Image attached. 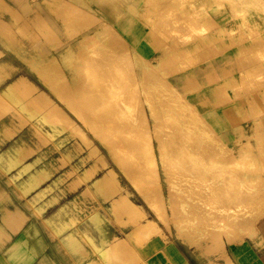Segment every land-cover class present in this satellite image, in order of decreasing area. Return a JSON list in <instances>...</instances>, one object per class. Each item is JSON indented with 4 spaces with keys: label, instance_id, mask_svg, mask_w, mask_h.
I'll return each mask as SVG.
<instances>
[{
    "label": "crops",
    "instance_id": "obj_1",
    "mask_svg": "<svg viewBox=\"0 0 264 264\" xmlns=\"http://www.w3.org/2000/svg\"><path fill=\"white\" fill-rule=\"evenodd\" d=\"M25 1L32 4L34 33L40 31L37 18L44 20V32L57 27L66 33L67 23L58 16L74 20L80 32L88 30L90 20L110 26L126 43L137 84L147 64L166 72L167 82L226 149L253 141L259 129L264 135V10L258 3L254 9L245 1L184 0L197 8L186 11L187 18L178 10L182 0H18ZM3 2L6 11L14 10ZM190 24L205 29L203 36L187 44L169 38L173 31L189 37ZM0 26L1 35L10 39ZM54 33L53 41L42 37L29 44L40 51L21 54L19 49L14 65L3 61L12 49L0 47V264H264V210L250 234L221 236L220 249L208 254L167 235L138 240L134 233H121L110 223L94 225L82 215L73 223L69 204L50 190L51 178L44 180L47 170L57 175L58 160L68 159L72 149L66 129L72 120L57 95L67 96V68L57 47L65 42ZM173 47L191 51L192 61L170 58ZM56 64L66 80L60 87Z\"/></svg>",
    "mask_w": 264,
    "mask_h": 264
},
{
    "label": "rangeland",
    "instance_id": "obj_2",
    "mask_svg": "<svg viewBox=\"0 0 264 264\" xmlns=\"http://www.w3.org/2000/svg\"><path fill=\"white\" fill-rule=\"evenodd\" d=\"M233 1H245L254 9L258 3L264 10V0ZM187 2L181 1V14L196 12L192 2ZM4 3L0 0V22L10 39L0 33V47L12 49L3 58L7 64L14 65L20 51H40L28 48L29 44L42 37L53 41L54 31L65 42H58L57 47L59 60L67 68V96L57 95L72 120L66 127L72 149L68 159L58 160L57 175H49L47 170L44 180L51 178L50 190L69 204L74 224L82 215L94 225L110 223L121 228V233H134L138 240L167 235L206 254L220 249L221 236L251 233L257 215L264 210V135L260 129L253 141L249 138L239 149H226L167 82L166 72L147 64L144 83L137 84L126 43L110 26L90 20L88 30L80 32L74 20L58 16L67 23L66 33L57 27L44 32L45 23L40 18V31L34 33L31 1L8 0L13 11H6ZM189 26V37L173 31L169 38L187 44L203 36L205 29ZM249 33L254 39L255 33ZM168 51L174 60L186 56L192 61L191 51L177 47ZM56 65L54 75L60 87L66 80ZM5 69L1 71L8 75ZM42 167L47 168L43 163ZM103 169L106 173L99 186ZM81 185L83 188L76 189ZM114 194L118 196L115 199Z\"/></svg>",
    "mask_w": 264,
    "mask_h": 264
},
{
    "label": "bare ground",
    "instance_id": "obj_3",
    "mask_svg": "<svg viewBox=\"0 0 264 264\" xmlns=\"http://www.w3.org/2000/svg\"><path fill=\"white\" fill-rule=\"evenodd\" d=\"M201 32H202V31H201ZM88 87H89V86H88ZM95 87H96V86H95ZM90 89H91V88H90ZM62 94H63V92H62ZM62 99H63V98H62ZM34 102H35V100H34ZM37 102H38V101H37ZM86 102H87V101H86ZM48 104H49V103H48ZM80 104H81V103H80ZM46 105H47V103H46ZM70 106H71V105H70ZM56 109H57V107H56ZM78 109H79V108H78ZM74 110H75V109H74ZM80 111H81V110H80ZM81 114H82V112H81ZM62 115H63V114H62ZM64 118H65V117H64ZM66 119H67V118H66ZM66 119H65V120H66ZM65 120H64V121H65ZM59 121H60V120H59ZM67 121H68V120H67ZM70 122H71V121H70ZM64 124H65V122H64ZM77 129H78V128H77ZM79 133H80V132H79ZM83 134H84V133H83ZM125 162H126V161H125ZM121 163H122V162H121ZM125 166H126V165H125ZM129 167H130V166H129ZM127 170H128V169H127ZM130 170H131V169H130ZM128 173H129V172H128ZM110 174H111V173H110ZM130 174H131V173H130ZM111 175H112V174H111ZM128 175H129V174H128ZM109 176H110V175H109ZM129 177H130V176H129ZM101 179H102V178H101ZM104 180H105V179H104ZM108 181H109V180H107V182H108ZM133 182H134V181H133ZM111 184H113V183L111 182ZM117 184H118V183H117ZM138 184H139V183H138ZM114 185H116V184H114ZM114 185H113V186H114ZM136 185H137V184H136ZM136 188H137V187H136ZM115 189H116V188H115ZM145 194H146V193H145ZM145 194H144V196H145ZM89 197H90V196H89ZM120 197H122V196H120ZM123 197H125V196H123ZM146 197L149 198L150 196L148 197V195H146ZM145 199H146V198H145ZM149 199H151V198H149ZM149 199H148V200H149ZM117 200H118V199H117ZM117 200H116V201H117ZM148 200H147V202L150 203ZM129 203H130V201H129ZM121 204H122V203H121ZM131 204H133V203H131ZM150 204H151V203H150ZM154 204H155V203H154ZM122 205H123V204H122ZM151 205H153V202H152ZM132 206H133V208H134V205H132ZM154 206H156V205H154ZM154 206H153V207H154ZM130 209H131V211H132V208H130ZM138 210H139V209H138ZM134 211H135V210H134ZM130 213H131V212H130ZM132 213H133V212H132ZM134 213H136V212H134ZM140 213H141V212H140ZM141 214H143V213H141ZM144 215H145V214H144ZM140 216H141V215H140ZM145 216H146V215H145ZM145 216H144V217H145ZM196 217H197V216H196ZM200 219H201V218H200ZM196 223H197V222H196ZM144 224L147 225L146 223H144ZM148 224H149V223H148ZM150 225H151V224H150ZM155 229H156V228H155ZM152 230H154V229H152ZM152 233H153V232H152ZM195 236H196V235H195ZM113 247H114V246H113ZM118 247H119V246H118ZM119 249H120V248H119ZM119 252H120V251H119ZM117 254H118V253H117ZM111 255H112V254H111Z\"/></svg>",
    "mask_w": 264,
    "mask_h": 264
}]
</instances>
